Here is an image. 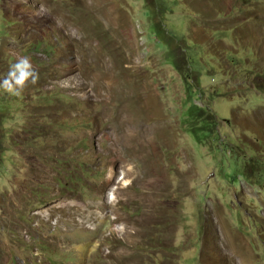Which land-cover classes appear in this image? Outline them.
Segmentation results:
<instances>
[{
  "label": "rangeland",
  "instance_id": "1",
  "mask_svg": "<svg viewBox=\"0 0 264 264\" xmlns=\"http://www.w3.org/2000/svg\"><path fill=\"white\" fill-rule=\"evenodd\" d=\"M21 57L0 264H264V0H0Z\"/></svg>",
  "mask_w": 264,
  "mask_h": 264
},
{
  "label": "clouds",
  "instance_id": "2",
  "mask_svg": "<svg viewBox=\"0 0 264 264\" xmlns=\"http://www.w3.org/2000/svg\"><path fill=\"white\" fill-rule=\"evenodd\" d=\"M39 74L28 57H21L9 68L0 88L10 95L20 96L29 83L36 84Z\"/></svg>",
  "mask_w": 264,
  "mask_h": 264
},
{
  "label": "bare ground",
  "instance_id": "3",
  "mask_svg": "<svg viewBox=\"0 0 264 264\" xmlns=\"http://www.w3.org/2000/svg\"><path fill=\"white\" fill-rule=\"evenodd\" d=\"M122 180V179H121ZM110 195V198H112L113 197V195H111V194H109ZM114 198V197H113ZM90 246H94L93 244H91V245H86V246H82V247H80L81 249H85V247H87V249L89 248ZM79 248V247H78Z\"/></svg>",
  "mask_w": 264,
  "mask_h": 264
}]
</instances>
